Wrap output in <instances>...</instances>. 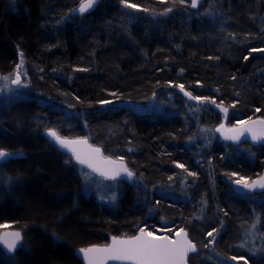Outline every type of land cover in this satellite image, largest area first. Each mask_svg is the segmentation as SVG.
<instances>
[{
  "label": "trees",
  "instance_id": "16d2710c",
  "mask_svg": "<svg viewBox=\"0 0 264 264\" xmlns=\"http://www.w3.org/2000/svg\"><path fill=\"white\" fill-rule=\"evenodd\" d=\"M78 1L19 0L11 13L0 0V74L22 53L29 93L0 101V149L22 153L2 164L0 225L25 237L0 264H81L75 250L163 222L196 245L188 264H264L263 193L237 195L224 179L258 177L264 145L190 142L221 122L217 105L230 125L264 118V52L251 51L264 49V0H99L64 23ZM48 129L122 159L148 192L127 185L114 206L78 197Z\"/></svg>",
  "mask_w": 264,
  "mask_h": 264
},
{
  "label": "snow or ice",
  "instance_id": "6c2138e0",
  "mask_svg": "<svg viewBox=\"0 0 264 264\" xmlns=\"http://www.w3.org/2000/svg\"><path fill=\"white\" fill-rule=\"evenodd\" d=\"M98 0H82L81 5L78 9L80 14H83L87 10L91 9ZM127 7L136 8L137 5L128 3V0H121ZM184 3V0H180ZM198 0H191V6L196 7ZM147 11V9H145ZM167 11H171L168 9ZM251 51H262L264 49H252ZM218 59V58H217ZM245 60L248 59L247 56L244 57ZM23 54L21 53L20 63L16 65V71L8 76H0V80L5 82L11 81L12 84L17 86L23 85L21 80L22 73L21 69L23 67ZM81 71H87V69H80ZM183 71V70H181ZM14 77V78H13ZM235 79V77H233ZM181 91H184L186 96L191 99L201 100V97H193L190 92L185 91L184 85H178ZM116 95V93H112ZM203 100L208 101L207 97ZM215 104V100L209 101ZM102 104H111L112 101H101ZM220 107V105H217ZM222 111L227 114L228 108H222ZM260 111V109H256ZM255 124L264 126V120L255 121ZM223 127V125H221ZM219 130V129H218ZM248 132L252 133V140L257 141L264 139V130L260 132L259 135L254 131L252 127L246 129ZM230 132H236L235 135L226 136V139L238 140L245 129L237 131L236 129H229ZM47 134L51 137L56 144L62 148H68L71 144H87V140H74L70 141L66 138L61 137L58 132L54 129H48ZM131 150V149H130ZM75 160L81 164L86 165L88 168L92 169L93 172H98L100 175L107 179L116 180L117 177L124 173L127 178H132L134 173L127 168L123 160L115 161L101 155L100 148H92L89 146V150L82 152L72 149ZM15 155L9 153L6 150L0 149V162L8 160ZM177 167L183 168L184 165L177 164ZM191 176H195V173H188ZM235 183L240 184V181H235ZM243 187L249 191H253L256 188L264 189V177H260L259 180L253 181L251 183L245 182ZM115 199V197H113ZM227 215V213H225ZM0 227H6L0 225ZM217 229H213L212 232H208L207 235L215 239L214 233L218 234ZM176 239H169L168 237H158L154 236L152 232H145L144 229H140V234L127 239H119L116 237L112 238L110 245L98 247H88L79 249V253L83 254L84 259L87 264H107V261H127L131 264H187L189 253H195L197 251L196 245L188 239V234L181 229L176 233ZM0 244H2L8 253H14L18 248H23V236L20 231H13L10 233H0ZM232 260H237V257H231ZM247 264V261H245Z\"/></svg>",
  "mask_w": 264,
  "mask_h": 264
},
{
  "label": "rangeland",
  "instance_id": "374dc122",
  "mask_svg": "<svg viewBox=\"0 0 264 264\" xmlns=\"http://www.w3.org/2000/svg\"><path fill=\"white\" fill-rule=\"evenodd\" d=\"M169 1L174 6L181 3L180 0H169ZM3 2H4V5L6 4V10L7 11H9L11 13L17 12V5L20 3L19 0H3ZM81 2H82V0H79L78 3L74 7H71L68 10L65 17L63 18L64 23H66L68 21L70 13ZM188 5H190L189 2H188ZM165 12H167V11H164L162 14H164ZM20 60H21V54L19 53L17 64L20 63ZM15 71H16V66L14 67V69L11 71L10 74L14 73ZM21 72L25 73L23 67L21 69ZM21 80L23 82V85H26V86H13L10 80L8 82L0 80V92H1L0 101H1V103L10 104L14 101H17L21 98H25L28 96L29 93H28V85H27V81H26V75H22ZM226 116H227V114H222V119L220 122V124L223 125L225 128H229L231 126H235L238 124V123H235L233 125L228 124ZM214 128L210 130L204 126L200 127L199 129L196 130V133L193 136V138L190 139V142L191 143L200 142L203 144L209 142L210 138H212L211 136L214 135ZM44 138L48 141V143H50L52 145L50 140H48L45 136H44ZM16 156L17 155L13 156L12 158H10L8 160H11V159L15 158ZM8 160H5L2 163H0L1 164L0 165V177H1V171H3L1 168L3 167V165L6 164V161H8ZM62 165H63V167H65L67 170L70 171V173L73 175L72 177L78 182V191L76 190V195L78 197L83 198V199H92L93 201H95L97 203H102V204H105L108 206H114L115 203L117 202L118 198L122 195V192L127 188L126 182L119 181V180H105V179H101V178L96 177L88 169L75 164L73 162L72 157H70V156H64L63 157ZM257 178H259V176ZM224 179L227 181V183L230 185V187L232 184L235 183V181H238V180L240 181V183H245V182L249 183V181H251L248 179L238 177L236 175H229V174H227L224 177ZM1 181L4 184H8L7 178H4V179L1 178ZM133 184L136 187V189H135L136 191H139L140 193L141 192H144V193L148 192V191H145L144 187L142 186V182L139 179H136L135 176H133V182L130 186L132 187ZM262 193H263L262 198H256V199L254 198V200L257 201V200L263 199L264 198V190ZM113 197H115V199H113ZM165 224L166 223L163 222L161 227H155L154 225L149 224L148 228H150L152 230V233L154 236H158V237L166 236V237L172 238L173 235L176 234L177 232H173L172 234H169L170 230H169V228L166 227ZM253 225H251L250 228L248 229V234L249 235L253 234V236L251 238V242L253 240L255 243L258 241V239L256 238L257 241H255L256 236L254 237L255 233L252 229ZM4 226H6V227H1L0 230L11 228L12 225L7 224ZM148 232H151V231H148ZM263 243H264V241L260 242V247L262 246ZM254 250H257V248H255ZM254 252H255V254L264 255V248L263 249L259 248V251H257V252L254 251Z\"/></svg>",
  "mask_w": 264,
  "mask_h": 264
},
{
  "label": "water",
  "instance_id": "95a60500",
  "mask_svg": "<svg viewBox=\"0 0 264 264\" xmlns=\"http://www.w3.org/2000/svg\"><path fill=\"white\" fill-rule=\"evenodd\" d=\"M204 1L205 0H198L197 6L196 7H192L191 6V0H189V2H190V8L192 10H196V9H198L204 3ZM98 2H99V0H98ZM97 3L91 9L87 10L83 14H80L79 11H78V9H79V7L81 5V3H80L79 5H77L73 9V11L70 13V15L71 16H81V15H84V14L90 12L92 9H94L95 6L97 5ZM12 85L13 86H17V85H14V84H12ZM181 92L184 94L183 91H181ZM0 95H1V92H0ZM186 97L188 99H191V98H189V96H186ZM222 108H224V107L223 106H220V107H217L216 106L217 112H219L221 114H225L222 111ZM259 120H264V119L256 118V119H252V120H247L245 122H242V123H240L238 125H235V126H232V127H229V128H225L224 126L221 127V125H218V126H216L214 128V135L219 140L223 141L226 144L236 145V144H239L241 142H246V143H248L250 145H264V139H260V140H257V141H253L252 140V133L251 132H248L246 130L248 127H252L254 129V131L257 133V135H259L260 132L262 130H264V126L254 123L255 121H259ZM229 129H236L237 131H239L241 129H245V131L243 132V135H241L238 140L226 139L225 138L226 136H232V135H235L236 134V132H230ZM43 136H45L48 140L51 141L52 145L56 148V150L59 153H63V154L70 155L72 157V159H73V162L75 164H77L79 166H82V167L88 169L89 171H91L98 178L105 179V180H111V179H107L104 176L100 175V173H98V172H93L92 169L88 168L86 165L79 164L75 160V157L73 155L72 149H76L77 151L85 152V151H88L89 150V146H91L92 148H99L97 146H94V145L90 144L86 138H66V139H68L70 141H74V140H87V144L86 145H84V144H71V145H69L68 148H62L58 144H56L55 141L51 137L48 136L47 130L43 131ZM63 138H65V137H63ZM101 155L103 157H107V156H105L103 154L102 150H101ZM107 158H110V157H107ZM110 159L115 160V161H119L120 160V159H115V158H110ZM0 163H2V162H0ZM124 164H125V162H124ZM260 177H264V172H263V174ZM260 177L254 179L253 181L259 180ZM116 180L123 181V182H126V183L130 184L133 181V177L132 178H127L124 173H121V175L119 177H117ZM253 181H251V182H253ZM251 182H249V183H251ZM243 184L244 183H240V184L234 183V184L231 185V190L235 194L240 195V196L252 195V194H260L264 190V189L256 188L253 191H249L248 189H246V188L243 187ZM13 231H20L22 233V236H23V245H24V239H25V237H24V232L22 230L16 229V228H8V229L1 230L0 233H10V232H13ZM183 231L186 232L185 230H183ZM139 234H140V232L137 233L136 235H139ZM136 235H134V236H136ZM134 236H132V237H134ZM127 238H131V237L119 238V239H127ZM176 238H177V236H176V234H174V236L172 238H169V239H173L174 240ZM188 239H189V237H188ZM111 242H112V238L109 239V242H108L107 245H110ZM107 245H104V246H107ZM93 246H96V245H93ZM93 246H88V247H93ZM88 247H86V248H88ZM98 247H103V246H98ZM20 250H21V248H18L14 253H8L7 250L5 249V247L2 244H0V252L6 258H10V257L15 256ZM192 254H194V253H189L188 257L190 255H192ZM74 256L80 261L81 264H87V261L84 259L83 254L79 253V249L74 252ZM107 264H131V262H127V261H112V260H109V261H107ZM187 264H188V261H187Z\"/></svg>",
  "mask_w": 264,
  "mask_h": 264
},
{
  "label": "bare ground",
  "instance_id": "6f19581e",
  "mask_svg": "<svg viewBox=\"0 0 264 264\" xmlns=\"http://www.w3.org/2000/svg\"><path fill=\"white\" fill-rule=\"evenodd\" d=\"M189 4H190V2H189ZM189 8H190V5H189ZM191 9V8H190ZM192 10V9H191ZM197 10V9H196ZM252 119H256V118H252ZM252 119H248V120H252ZM260 119H264V118H260ZM245 121H247V120H245ZM245 121H242V122H245ZM242 122H238V124H240V123H242ZM237 124V125H238ZM218 125H221L220 123L218 124ZM218 125H216V126H218ZM215 126V127H216ZM232 127V126H231ZM42 134H43V132H42ZM61 137H63V136H61ZM65 138H69V137H65ZM73 138H84V137H73ZM89 142V141H88ZM242 143V142H241ZM237 145V144H236ZM95 146V145H94ZM130 170V169H129ZM263 172H264V170H263ZM263 172L259 175V177L263 174ZM133 182V181H132ZM132 183H130V184H128V183H126V185H131ZM123 194V193H122ZM12 228V227H11ZM17 229V228H16ZM1 231V230H0ZM174 236V235H173ZM169 238V237H168ZM91 246H93V245H91ZM96 246H103V245H96ZM78 250V249H77ZM76 251V250H75ZM74 251V252H75ZM74 252H73V254H74Z\"/></svg>",
  "mask_w": 264,
  "mask_h": 264
},
{
  "label": "flooded vegetation",
  "instance_id": "af4514ba",
  "mask_svg": "<svg viewBox=\"0 0 264 264\" xmlns=\"http://www.w3.org/2000/svg\"><path fill=\"white\" fill-rule=\"evenodd\" d=\"M11 73V72H10ZM10 73H8L7 75H9ZM7 75H1L0 74V76H7ZM60 154H63V153H60ZM63 155H65V156H70V155H67V154H63ZM71 157V156H70ZM257 178V177H256ZM256 178H254V179H256ZM254 179H252L251 181H253ZM251 181H249V182H251ZM111 238H113V237H111ZM116 238H124V237H116ZM126 238V237H125ZM110 239V238H109ZM108 242H109V240H108ZM108 242L106 243V244H104V245H107L108 244ZM103 245V246H104Z\"/></svg>",
  "mask_w": 264,
  "mask_h": 264
}]
</instances>
